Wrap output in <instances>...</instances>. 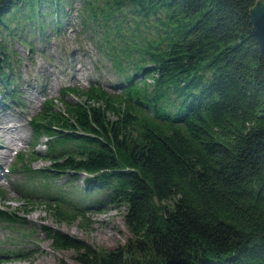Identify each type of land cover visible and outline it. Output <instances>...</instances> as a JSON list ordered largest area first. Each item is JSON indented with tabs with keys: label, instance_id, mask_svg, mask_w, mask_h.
I'll return each instance as SVG.
<instances>
[{
	"label": "trees",
	"instance_id": "16d2710c",
	"mask_svg": "<svg viewBox=\"0 0 264 264\" xmlns=\"http://www.w3.org/2000/svg\"><path fill=\"white\" fill-rule=\"evenodd\" d=\"M1 1L3 102L19 99L8 45L56 36L76 2L116 74V95L89 86L70 89L84 102L62 98L61 111L44 102L29 126L32 148L46 138L49 166L21 167L43 187L82 175V200L55 189L37 199L67 223L123 206L129 237L102 251L46 229L51 247L76 264H264V58L248 19L257 0ZM93 192L103 200L83 202ZM0 222L22 220L0 211Z\"/></svg>",
	"mask_w": 264,
	"mask_h": 264
},
{
	"label": "rangeland",
	"instance_id": "374dc122",
	"mask_svg": "<svg viewBox=\"0 0 264 264\" xmlns=\"http://www.w3.org/2000/svg\"><path fill=\"white\" fill-rule=\"evenodd\" d=\"M82 17L83 12L76 2L56 36L50 35L44 43L34 39L30 46L19 42L8 45L19 99H15L16 103L3 102L0 98V211L12 214L22 223L0 222V264H76L71 250L51 247L44 234L46 229L59 231L102 251L122 245L129 237L123 223V206L103 204L101 209L89 210L67 223L55 220L41 199H37L44 191L55 189L71 193L72 200L80 201L76 188L80 186L82 175L73 183H69L66 176L56 175L43 187L45 182L39 178L29 181L30 174L24 173L21 167L23 164L31 170H41L49 166L43 158L46 138L40 137L32 148L34 135L29 126V122L40 115L44 102H51L53 108L61 111L62 98L84 102L83 96L68 94L70 89L86 90L89 86L116 95L118 89L112 87L116 74L101 50L99 35L83 29ZM63 94L66 96L62 97ZM19 156L23 158L22 163L17 162ZM30 156L34 160L28 162ZM31 176L37 177L36 174ZM23 187L34 191L36 198L27 197ZM103 198V193L93 192L83 202Z\"/></svg>",
	"mask_w": 264,
	"mask_h": 264
},
{
	"label": "water",
	"instance_id": "95a60500",
	"mask_svg": "<svg viewBox=\"0 0 264 264\" xmlns=\"http://www.w3.org/2000/svg\"><path fill=\"white\" fill-rule=\"evenodd\" d=\"M5 0H2L3 3ZM251 35L264 58V0H257L248 10Z\"/></svg>",
	"mask_w": 264,
	"mask_h": 264
},
{
	"label": "bare ground",
	"instance_id": "6f19581e",
	"mask_svg": "<svg viewBox=\"0 0 264 264\" xmlns=\"http://www.w3.org/2000/svg\"><path fill=\"white\" fill-rule=\"evenodd\" d=\"M5 135V134H4ZM1 137V136H0ZM6 148V147H5Z\"/></svg>",
	"mask_w": 264,
	"mask_h": 264
}]
</instances>
